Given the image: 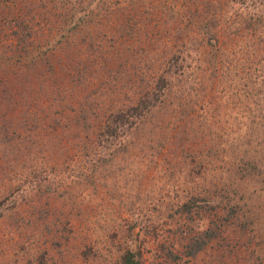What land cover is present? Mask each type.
Segmentation results:
<instances>
[{"label":"rangeland","instance_id":"1","mask_svg":"<svg viewBox=\"0 0 264 264\" xmlns=\"http://www.w3.org/2000/svg\"><path fill=\"white\" fill-rule=\"evenodd\" d=\"M253 1L0 0V80L22 98L16 106L29 121L20 127L35 131L41 99L22 96L30 86L3 59L13 51L6 21L19 7L40 21L33 32L46 35L42 47L67 49L68 36L69 50L80 49V73L95 69V80L82 79L75 108L52 109L69 118L87 111V122L76 137L64 133L69 126L40 124L34 160L16 148L36 136L12 134L20 127L0 101V264H123L127 250L137 264H264V76H257L264 60L251 54L235 18L264 9ZM214 13V33L205 35ZM169 60L170 72L184 65L194 89L179 99L166 87L174 105L157 110L165 121L154 133L139 131L144 149H120L118 140L139 141L119 131L125 139L115 141L114 158L106 143L86 155L80 143L99 136L98 114L157 86ZM178 105L191 115L185 132ZM153 135L164 138V155L153 153ZM190 194L199 205L185 213Z\"/></svg>","mask_w":264,"mask_h":264},{"label":"trees","instance_id":"2","mask_svg":"<svg viewBox=\"0 0 264 264\" xmlns=\"http://www.w3.org/2000/svg\"><path fill=\"white\" fill-rule=\"evenodd\" d=\"M241 1L244 2L245 0ZM2 2L0 3V6ZM260 2L264 7V0H260ZM22 9L23 8L19 7L16 15L9 17V20L6 21V27L10 28V30L13 32L12 35H6L7 38H9V36L13 37V42L11 43L13 51L3 53V59L4 62H13L15 68L17 69L16 72H18L15 74L16 78L20 79V82L24 80L22 82H25V84L30 86V91H32V93L21 91L22 96H34L38 99H41V104L38 103L36 107L37 111L35 113V119H37L38 124L35 127V131L32 133L25 127H20L21 124L24 125L26 123L24 120L29 121V117H24L21 115V106H16L17 103L22 100V98L20 100L19 96L16 94L18 91H16V93H12L9 90L7 83H4L3 79L0 80V101L3 105L10 107L9 109L12 110L11 114L16 119L15 121L17 125L20 127L15 131L12 130V134L18 131L17 135L19 134L20 138L28 140L30 137L36 136L35 142H31L29 145L26 144L24 147L21 144L20 148H16V150L21 149L22 155L27 154L30 156H28L29 158L34 160L35 158L39 157V154L41 153V150L38 148L41 142V138H39V136H41L42 132L36 130L40 124L41 128L43 124L56 125L58 123L62 124L63 127H65V125L66 127L69 126V128L64 133H68L69 136L76 137L80 132V126H83V124L87 122V118L81 116H87V111H85L86 113L83 114L80 113L79 117L74 115L72 118H69L60 112L52 111V109L54 106H63L66 109L68 107L75 108L76 103L74 99L76 96H80V85H83L82 79L88 81H91L92 79L95 80V76H93L95 69H91L89 72L83 70L82 73H80V49L72 48L69 50V42L73 41L68 36L65 39V42L68 43L67 49H65V47L62 49H53L44 46L42 47V43L45 41L46 35L33 32V29L40 21L35 20V18L28 17L24 12V14L21 15ZM235 18H238V21H242V27H244L246 29L245 32L248 33H244V35L250 36L248 43L251 49V54L253 53L252 55L254 57L257 56L259 59L264 60V9H261L260 11H251L248 9L247 13L238 14L235 16ZM217 20L218 16L216 13L209 16V19L202 26V28L204 27L203 33H205V35L211 36L212 33H214V27L216 26ZM79 26L80 23H77L74 28H78ZM237 27L238 28L235 29L236 32L239 29V26ZM30 38L35 43V49H30ZM37 44L41 45L36 46ZM78 44H80V42H78ZM253 50L254 52H252ZM92 52L94 54V50ZM245 52H248V50L246 49ZM106 53L108 54V51H103V56ZM171 63L169 60L167 62L168 67L162 73H160L157 86H143L141 89L143 91V95H140L137 100L130 101L129 103L123 102L113 104L114 110H112L108 115H103L101 113L98 114L100 119L98 123L101 127L97 128V130L101 129L99 136L97 138L90 136L80 143L82 144V146H80L82 149L86 148V146L90 148L89 151H86V155L93 156V149H95V146H97L96 144L101 145L102 143H106L107 147L113 148L111 156L112 158L119 154L120 149H129V154L130 152L134 153L133 150L144 149L145 144H140V142L143 140V136H139L141 134L139 131L146 130L148 134L154 133L157 130L156 128L159 127V123L165 121L158 117L157 110H162L163 108L167 107L169 109V107L171 108L174 105L175 101L173 98H166V89L168 88V90H175L176 95L180 96L179 99L187 98L189 92L194 89L193 84H187L188 75H186L185 68H183L184 65L182 68H177V71L173 73L172 71H168ZM259 72L260 73H257L258 79L261 76H264V69L260 68ZM176 73L181 78L179 80L181 82L179 83H175V81H173L175 80L173 74ZM167 74H169V79L167 78ZM11 78L15 77L12 76ZM16 85L17 84L15 81H13V86L15 87ZM185 102L186 101H184V103ZM177 111L179 116L175 117V119L179 118L184 122L177 126L178 128L181 127L183 132H185L187 131V126L185 123H191V121L188 119L191 115L188 113L189 111H184L181 106L177 109ZM105 116L107 117L105 118ZM62 119L65 120L62 121ZM168 123L171 126L173 121ZM21 128L26 130V134L23 133V135H21ZM119 131H129L130 133H135V139H137L139 143H135V140L130 139L125 142L118 140L117 143L123 144V147L119 149V146L115 142L117 139L122 137L120 136ZM124 139L125 138L122 137V140ZM152 139L155 140L154 142L157 143L156 146H158L156 147L153 145V147H155L153 153L155 154L156 151L163 153L162 149L165 146L164 138L153 135ZM181 140H183L182 137ZM23 149L25 151H23ZM151 161H153V159H151ZM39 172L41 173V177L45 173L44 169H41ZM19 187L14 186V188L17 189ZM8 188L12 190V186H9ZM199 201L200 198L198 195L190 194L186 196V199H184L180 207L183 208L185 213H192V211H195L196 208H198L197 205H199ZM132 253V250L125 251L123 255V264L138 263L134 260ZM138 254H140V252H138Z\"/></svg>","mask_w":264,"mask_h":264}]
</instances>
